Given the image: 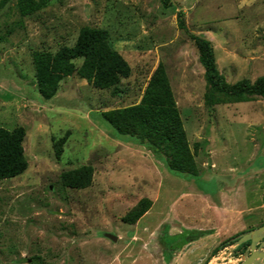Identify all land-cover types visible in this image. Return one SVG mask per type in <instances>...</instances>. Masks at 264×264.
I'll return each mask as SVG.
<instances>
[{
	"label": "rangeland",
	"instance_id": "rangeland-1",
	"mask_svg": "<svg viewBox=\"0 0 264 264\" xmlns=\"http://www.w3.org/2000/svg\"><path fill=\"white\" fill-rule=\"evenodd\" d=\"M170 2L0 0V128L23 129L26 161L0 178V264H209L264 223V98L216 101L188 36L210 42L227 83L252 82L264 75V0ZM84 27L104 29L128 65L116 84L97 88L81 57L64 60ZM158 68L194 174L104 120L137 104ZM141 198L148 207L123 222Z\"/></svg>",
	"mask_w": 264,
	"mask_h": 264
},
{
	"label": "trees",
	"instance_id": "trees-1",
	"mask_svg": "<svg viewBox=\"0 0 264 264\" xmlns=\"http://www.w3.org/2000/svg\"><path fill=\"white\" fill-rule=\"evenodd\" d=\"M166 7L172 5L170 0H161ZM178 26L186 31L182 12H176ZM187 32V31H186ZM188 33V32H187ZM198 53V61L203 68V76L210 92L219 97L245 99L256 95L264 98V75L257 76L252 82L240 79L232 84L227 83L218 72L213 49L210 42L200 36L188 33ZM64 60L72 56L81 57L78 72L85 76L97 88H105L117 83L118 78L128 75V65L124 59L107 43L104 29L84 27L79 30L71 48H62ZM39 60V57L36 55ZM71 65H65L68 74ZM53 91V90H52ZM214 100L209 98V102ZM104 115V120L118 133L134 136L139 141L151 145L155 152H161L171 169L194 174L193 163L187 150L185 132L182 128L177 109L172 98L168 80L161 69H156L143 88L140 101L132 106L116 109ZM23 129L11 130L0 128V178L19 174L26 167L23 156ZM146 198L138 200L121 220L131 224L148 207ZM242 232V231H241ZM200 235L196 232L195 235ZM231 242H229L230 244ZM247 242L238 245L234 251H243Z\"/></svg>",
	"mask_w": 264,
	"mask_h": 264
},
{
	"label": "water",
	"instance_id": "water-1",
	"mask_svg": "<svg viewBox=\"0 0 264 264\" xmlns=\"http://www.w3.org/2000/svg\"><path fill=\"white\" fill-rule=\"evenodd\" d=\"M105 236L112 241L116 240V236L105 233ZM230 246L223 253L219 254L214 263H221L222 260L218 258H224L238 245L247 242L240 256L233 261V264H264V223L252 228L250 230L241 232L232 238ZM210 264V263H209Z\"/></svg>",
	"mask_w": 264,
	"mask_h": 264
},
{
	"label": "bare ground",
	"instance_id": "bare-ground-1",
	"mask_svg": "<svg viewBox=\"0 0 264 264\" xmlns=\"http://www.w3.org/2000/svg\"><path fill=\"white\" fill-rule=\"evenodd\" d=\"M218 259H221V258H218ZM222 260V259H221ZM215 261V260H214ZM214 261H211L210 264H214Z\"/></svg>",
	"mask_w": 264,
	"mask_h": 264
}]
</instances>
